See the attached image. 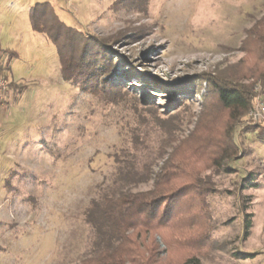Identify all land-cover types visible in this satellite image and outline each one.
<instances>
[{"label":"rangeland","instance_id":"obj_1","mask_svg":"<svg viewBox=\"0 0 264 264\" xmlns=\"http://www.w3.org/2000/svg\"><path fill=\"white\" fill-rule=\"evenodd\" d=\"M41 2L67 25L106 40L118 58L108 77L136 97L148 93L161 111L164 89L147 80L180 85L223 72L244 55V30L262 15L264 0H0V59L12 83L0 106V264H77L92 254L95 235L83 209L114 188V157L131 151V133L144 132L139 121L150 115L141 105L135 110L129 95L111 100L63 79L55 45L28 18L29 6ZM198 83L199 97L207 81ZM252 91L251 109L233 128L237 156L201 171V186L210 189L202 264H264V120L250 119L254 101L264 103L259 81ZM188 102L176 108L182 133L198 110ZM147 128L154 146L158 129ZM153 237L164 250L160 234Z\"/></svg>","mask_w":264,"mask_h":264},{"label":"trees","instance_id":"obj_2","mask_svg":"<svg viewBox=\"0 0 264 264\" xmlns=\"http://www.w3.org/2000/svg\"><path fill=\"white\" fill-rule=\"evenodd\" d=\"M28 18L31 28L55 45L65 81L111 100L129 95L135 110L141 105L150 113L138 120L146 125L144 132L131 133V151L114 157V188L91 198L83 209L95 239L92 254L77 264H202L200 257L209 238L203 199L210 189L201 186L200 175L237 156L233 128L252 107L253 82L259 81L264 90V3L262 15L244 30L239 46L244 55L223 72L186 77L185 82L191 78L188 90H180L185 82L172 85L157 77L147 80L164 89L159 91L167 96L161 111L148 93L136 97L123 82L108 77L118 58L113 60L106 40L67 25L48 2L30 6ZM140 31L131 37H139ZM200 79L207 86L198 97ZM185 101H189L186 108L197 102L198 110L192 114V128L182 133L184 122L176 108ZM148 126L159 132L154 146ZM148 181L151 187L146 190L121 189ZM155 233L160 234L164 250L159 249Z\"/></svg>","mask_w":264,"mask_h":264},{"label":"built area","instance_id":"obj_3","mask_svg":"<svg viewBox=\"0 0 264 264\" xmlns=\"http://www.w3.org/2000/svg\"><path fill=\"white\" fill-rule=\"evenodd\" d=\"M68 6H70V2L68 1ZM256 88H259L260 85H256ZM9 92V79L3 74L2 63L0 59V106L4 105L6 100V96ZM250 119L251 120H264V103L260 98L256 99L253 103V108L250 111Z\"/></svg>","mask_w":264,"mask_h":264},{"label":"crops","instance_id":"obj_4","mask_svg":"<svg viewBox=\"0 0 264 264\" xmlns=\"http://www.w3.org/2000/svg\"><path fill=\"white\" fill-rule=\"evenodd\" d=\"M34 4H35V3H34ZM32 5H33V4H32ZM32 5H30V6H32ZM30 6H29V7H30Z\"/></svg>","mask_w":264,"mask_h":264}]
</instances>
